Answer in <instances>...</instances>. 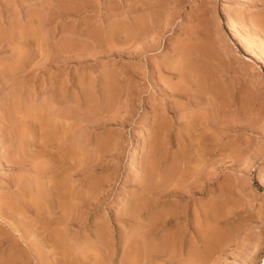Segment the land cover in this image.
I'll return each instance as SVG.
<instances>
[{
	"label": "rangeland",
	"instance_id": "374dc122",
	"mask_svg": "<svg viewBox=\"0 0 264 264\" xmlns=\"http://www.w3.org/2000/svg\"><path fill=\"white\" fill-rule=\"evenodd\" d=\"M176 263L264 264V0H0V264Z\"/></svg>",
	"mask_w": 264,
	"mask_h": 264
},
{
	"label": "bare ground",
	"instance_id": "6f19581e",
	"mask_svg": "<svg viewBox=\"0 0 264 264\" xmlns=\"http://www.w3.org/2000/svg\"><path fill=\"white\" fill-rule=\"evenodd\" d=\"M82 7H83V6H82ZM112 7H113V6H112ZM112 9H113V8H112ZM109 10H110V8H109ZM44 12H45V11H44ZM141 12H142V11H141ZM71 13H72V12H71ZM130 13H131V12H130ZM130 13H129V14H130ZM45 14H46V13H45ZM142 14H143V13H142ZM46 15H47V14H46ZM125 15H126V14H125ZM131 15H132V14H131ZM128 17H129V16H128ZM131 18H132V17H131ZM136 18H137V17H136ZM124 19H125V18H124ZM127 19H128V18H127ZM127 19H126V20H127ZM132 19H133V18H132ZM132 21H133V20H132ZM136 22H137V21H136ZM136 22H132V23H133V26H135V25L137 24L136 26H137V28H138L139 25H138V23H136ZM135 23H136V24H135ZM151 23H152V22H151ZM122 24H123V23H122ZM262 25H263V24H262ZM124 26H125V25H124ZM136 26H135V27H136ZM130 27H131V26H130ZM127 28H128V25H127ZM131 28H132V27H131ZM137 28H135V29L132 28V29H130V30H132V31H130V30H129V31H130V33L132 32L131 34L136 35V37H140V35L142 34V31L140 30V31H141V32H140L139 29H137ZM106 29H107V28H106ZM121 30H122V28H121ZM126 30H128V29H125L124 31L128 33L129 31H126ZM133 30H136V31L134 32ZM137 30H138V34H139V36H137L138 34H135V33L137 32ZM25 31H26V30H25ZM118 31H119V30H118ZM122 31H123V30H122ZM122 31H120V32H122ZM1 32H2V31H1ZM110 32H111V31H110ZM125 32H124V33H125ZM40 33H41V32H40ZM103 33H104V32H103ZM122 33H123V32H122ZM122 33H121V34H122ZM130 33H129V34H130ZM140 33H141V34H140ZM88 34H89V33H88ZM106 34H107V33H106ZM109 34H110V33H109ZM111 34H113V33L111 32ZM143 34H144V33H143ZM99 35H100V34H99ZM101 35L103 36V39H104V38H105V35H103V34H101ZM101 35L99 36V38H101ZM126 35H127V34H126ZM126 35H125V38L128 36V35H127V36H126ZM134 35H133V36H134ZM96 36H97V35H96ZM109 36H111V35H109ZM107 37H108V35H107ZM115 37H116V36H115ZM115 37H113V38H115ZM129 37H131V36L129 35ZM108 38H109V37H108ZM110 38H111V37H110ZM120 38H122V37H120ZM120 38H119V39H120ZM131 38H132V37H131ZM103 39H102V40H103ZM111 39H112V38H111ZM111 39H108V40L110 41ZM126 39H128V38H126ZM126 39H124V41H127ZM129 39H130V38H129ZM129 39H128V40H129ZM132 39H133V38H132ZM134 39L136 40L135 36H134ZM56 40H57V39H56ZM97 40H98V39H97ZM105 40H106V39H104L103 42H107V40H106V41H105ZM116 40H117V39H116ZM120 40H121V39H120ZM130 40H131V39H130ZM135 40H133V41H135ZM100 41H101V40H100ZM117 41H118V40H117ZM136 41H137V40H136ZM118 42H119V41H118ZM122 42H123V40H122ZM47 43H48V42H47ZM109 43H111V41H110ZM134 43H135V42H134ZM44 44H45V43H44ZM75 44H76V43H75ZM45 45H46V44H45ZM48 45H49V44H48ZM111 45H112V44H111ZM47 47H48V46H47ZM34 48H35V47H34ZM43 49H44V48H43ZM45 50H46V49H45ZM46 51H47V50H46ZM46 51H45V52H46ZM12 54H13V53H12ZM42 54H43V53H42ZM47 55H48V52H47ZM10 56H11V55H10ZM44 56H45V60L47 61L46 58H48V57H46V55H44ZM48 56H49V55H48ZM42 58H43V57H42ZM33 59H34V58H33ZM39 60H40V59H39ZM45 60H44V61H45ZM44 63H45V62H44ZM50 63H51V62H50ZM184 76H185V74H184ZM187 76H188V75H187ZM182 79H184L183 81H186L184 77H182ZM200 80H201V79H199V81H200ZM193 81H195V80H193ZM193 81H191V82H193ZM186 82H188V81H186ZM191 82H190V83H191ZM188 83H189V82H188ZM193 83H195V82H193ZM201 83H202V82H201ZM191 84H192V83H191ZM186 85H187V84H186ZM195 86H196V84H195ZM201 87H202V86H201ZM184 88H185V87H184ZM190 88H191V86H190ZM185 89H186V88H185ZM188 89H189V86H188ZM192 89H193V87H192ZM193 90H195V89H193ZM196 91H197V88H196ZM193 95H194V94H193ZM9 97H10V96H9ZM12 98H13V96H12ZM28 99H29V98H28ZM41 100H42V99H41ZM13 101H14V100H13ZM207 102H208V101H207ZM16 103H17V101H16ZM16 103L14 102V103H12V104H15V106H17ZM44 104H45V103H44ZM46 104H47V103H46ZM35 105H36V104H35ZM35 105H34V106H35ZM209 105H210V103H209ZM213 105H214V104H213ZM15 106H14V105L12 106V107H13V110L15 109ZM50 106H51V105H50ZM16 108H17L16 110L18 111V106H17ZM50 108H51V107H50ZM213 108H214V107H213ZM219 108H220V107H219ZM23 110H24V109H23ZM43 110H44V109H43ZM24 111H25V110H24ZM19 112H20V111H19ZM19 112H18V113H19ZM26 112H27V111H26ZM47 112H48V110H47ZM217 112H218V111H217ZM20 113H21V112H20ZM16 114H17V113H16ZM33 114H34V113H33ZM67 114H68V113H67ZM71 114H72V113H71ZM76 115H77V114H76ZM205 116H206V115H205ZM35 117H36V116H35ZM210 117H211V115H210ZM210 117L207 119L208 121H206L205 118L203 117L204 122H209V121H210V124H213V123H211L212 118H211V120H210ZM214 118H215V117H214ZM214 118H213V119H214ZM221 118H222V117H221ZM48 119H49V118H48ZM225 120H226V119H225ZM12 121H13V120H12ZM45 123H46V122H45ZM55 123H56V122H55ZM58 124H59V123H58ZM205 124H206V123H205ZM204 126H207V128H205V130H207L206 132H209L210 128L212 127L211 125H209V123H208L207 125H204ZM15 127H16V126H15ZM213 127H214V126H213ZM64 129H65V128H64ZM208 129H209V130H208ZM216 130H217V129H216ZM211 131H212V130H211ZM211 131H210V132H211ZM24 132H25V131H24ZM23 134H24V133H23ZM63 134H64V133H63ZM205 134H206V133H205ZM26 135H27V134H26ZM28 135H29V134H28ZM209 135H210V134H209ZM78 136H79V135H78ZM205 136H206L207 139L209 138L208 133H207V135H205ZM23 137H24V136H23ZM60 137H62V136H60ZM14 138H15V137H14ZM215 138H216V137H215ZM210 139H211V138H210ZM212 139H213V138H212ZM26 140H27V139H26ZM75 140H76V139H75ZM204 140H205V139H204ZM22 141H23V140H22ZM77 141H78V140H77ZM216 141H217V140H216ZM29 142H30V141H29ZM78 142H79V141H78ZM80 143H81V142H80ZM28 146H29V145H28ZM21 147H22V145H21ZM25 147H26V146H25ZM10 148H11V147H10ZM15 148H16V147H15ZM82 149H83V148H82ZM28 150H29V149H28ZM52 151H53V150H52ZM15 152H16V150H15ZM24 152H25V151H24ZM23 154H24V153H23ZM55 154H56V153H55ZM182 154H183V155L185 154V149H184V148H183ZM27 155H28V154H27ZM28 156H29V155H28ZM77 156H78V154H77ZM16 157H17V156H16ZM25 158H26V157H25ZM76 158H77V157H76ZM33 159H34V158H33ZM129 160H130V162H129V165H130V166H132V165L135 164V159H134V157H131ZM27 161H28V160H27ZM41 161H42V160H41ZM8 162H9V161H8ZM34 162H35V161H34ZM36 162H37V161H36ZM77 162H78V161H77ZM32 163H33V162H32ZM37 163H38V162H37ZM41 163H42V162H41ZM10 164H11V163H10ZM48 164H49V163H48ZM33 165H34V164H32V166H33ZM40 166H41V165H40ZM33 168L36 169L35 166H33ZM76 168H77V167H76ZM174 168H175V167H174ZM45 169H46V168H45ZM47 169H48V168H47ZM81 169H82V168H81ZM37 170H38V169H37ZM43 170H44V168H43ZM47 171H48V170H47ZM29 172H31V171H29ZM39 172H41V171H39ZM35 173H36V172H35ZM30 174H31V173H30ZM30 174H29V175H30ZM31 175H32V174H31ZM33 176H34V175H33ZM31 178H32V177H31ZM48 179H49V178H48ZM62 180H63V179H62ZM33 182H34V181H33ZM33 182H31V183H33ZM39 183H40V182H39ZM29 185H30V183H29ZM41 185H42V184H41ZM64 185H65V184H64ZM19 186H20V185H19ZM31 186H32V185H31ZM37 186H38V185H37ZM30 188H31V187H30ZM36 188H37V187H36ZM66 188H67V187H66ZM16 189H17V188H16ZM21 189H22V188H21ZM37 190H38V189H37ZM33 192H34V191H33ZM38 192H39V191H38ZM19 193H20V192H19ZM22 193H23V192H22ZM31 193H32V192H31ZM25 194H26V193H25ZM25 194H24V195H25ZM30 195H31V194H30ZM9 197H10V196H9ZM23 197H24V196H23ZM25 197H26V196H25ZM37 198H38V197H37ZM37 198H35V199H37ZM5 199H6V198H5ZM32 199H33V198H32ZM39 199H40V197L38 198V200H39ZM7 200H9V199H7ZM10 200H11V199H10ZM12 200H13V199H12ZM14 200H15V198H14ZM33 201H34V200H33ZM35 202H37V201H35ZM67 202H68V201H67ZM27 203H28V202H27ZM37 203H38V202H37ZM39 203H40V202H39ZM31 204H32V203H31ZM25 205H26V204H25ZM38 205H39V204H38ZM1 206H2V205H1ZM26 206H27V205H26ZM18 208H19V207H18ZM58 208H59V207H58ZM67 208H68V207H67ZM4 209H5V208H4ZM64 209H65V208H64ZM9 212H10V211H9ZM11 212H12V211H11ZM13 212H14V211H13ZM14 213H15V212H14ZM12 216H13V215H12ZM5 219H6V217H5ZM26 220H27V219H26ZM26 220H25V221H26ZM5 221H6V220H5ZM43 231H44V230H43ZM66 240H67V239H66ZM182 241H183V240H182ZM69 242H70V241H69ZM171 243H172V242H171ZM154 244H155V243H154ZM165 244H166L167 247L169 246V242H168V241H167ZM73 245H74V244H73ZM136 245H137V244H136ZM181 245H182V244H181ZM146 246H147V245H146ZM169 247H170V246H169ZM164 249H165V247H164ZM167 249H168V248H167ZM167 249H166V250H167ZM168 250H169V249H168ZM170 250H171V249H170ZM187 250H188V249H187ZM82 251H83V250H82ZM164 251H165V250H164ZM175 251H176V250H175ZM179 251H180V250H179ZM167 252H168V251H167ZM75 253H76V252H75ZM168 253H169V252H168ZM34 254H35V253H34ZM76 254H77V253H76ZM144 254H145V253H144ZM174 255H175V254H174ZM181 255H182V254H181ZM181 255H180V256H181ZM106 257H107V256H106ZM154 257H155V256H154ZM181 257H182V256H181ZM165 259H166V258H165ZM130 262H131V261H130ZM132 262H133V261H132ZM180 262H181V261H180ZM186 262H187V261H186ZM194 262H195V261H194ZM192 263H193V262H192ZM176 264H177V263H176ZM179 264H180V263H179Z\"/></svg>",
	"mask_w": 264,
	"mask_h": 264
}]
</instances>
